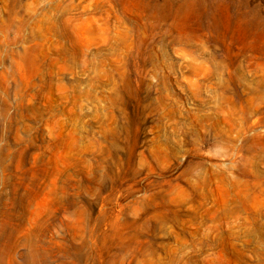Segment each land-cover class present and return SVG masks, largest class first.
Listing matches in <instances>:
<instances>
[{"label": "rangeland", "instance_id": "obj_1", "mask_svg": "<svg viewBox=\"0 0 264 264\" xmlns=\"http://www.w3.org/2000/svg\"><path fill=\"white\" fill-rule=\"evenodd\" d=\"M0 264H264V0H0Z\"/></svg>", "mask_w": 264, "mask_h": 264}]
</instances>
